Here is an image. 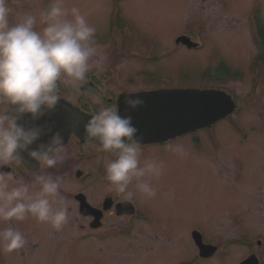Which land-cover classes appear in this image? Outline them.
<instances>
[{"label":"rangeland","instance_id":"1","mask_svg":"<svg viewBox=\"0 0 264 264\" xmlns=\"http://www.w3.org/2000/svg\"><path fill=\"white\" fill-rule=\"evenodd\" d=\"M50 2L10 0L14 9L32 13ZM65 6L79 7L96 27L100 59L90 61L89 73L106 78L93 88L89 73L78 90L62 85L57 103L62 108L86 111L84 98L98 97L100 111L115 107L124 91L172 87L226 91L237 110L214 127L169 142L183 146V158L167 149L169 143L141 147L142 163L156 158L165 165L151 180L155 197L136 192L142 219L117 218L111 211L104 226L89 227L88 215H82L79 191L94 205L111 192L125 199L105 179V165L114 158L97 151V140L74 137L54 168L30 173L13 163L0 166L29 184L36 175L60 177L61 194L71 206L69 223L60 231L32 218L13 222L27 243L12 253L0 250V264H241L252 254L264 264V55L254 38L255 18L264 33V0H65ZM6 107L0 104V110ZM79 171L84 173L78 177ZM8 226L0 221V230ZM193 230L218 247L212 256L199 257Z\"/></svg>","mask_w":264,"mask_h":264},{"label":"clouds","instance_id":"2","mask_svg":"<svg viewBox=\"0 0 264 264\" xmlns=\"http://www.w3.org/2000/svg\"><path fill=\"white\" fill-rule=\"evenodd\" d=\"M96 33L81 9L66 7L65 0H51L36 13L18 11L10 0H0V104L7 106L0 110V166L21 163L18 150L27 149L40 135L39 128L26 130L18 125L19 117L10 115L9 107L38 118L44 109L55 108L62 85L78 90L92 68L90 61L95 58L99 63ZM126 103L136 109L143 100L134 97ZM84 132L87 139L99 141L97 151L115 157L105 165V179L112 190L127 200L134 199L136 192L145 199L155 197L157 189L151 180L163 174L165 165L156 158L141 162V139L130 115L104 107L91 116ZM64 147L62 137L55 134L29 156L40 167L54 168L64 159ZM166 147L180 158L186 155L182 145ZM61 187V178L50 174L36 175L29 184L12 172L0 171V221L9 224L0 230V250L12 253L27 243L24 234L11 226L13 222L32 218L56 231L69 223L71 206Z\"/></svg>","mask_w":264,"mask_h":264},{"label":"water","instance_id":"3","mask_svg":"<svg viewBox=\"0 0 264 264\" xmlns=\"http://www.w3.org/2000/svg\"><path fill=\"white\" fill-rule=\"evenodd\" d=\"M189 47L195 46L186 37H180ZM177 39V43H179ZM139 97L143 104L136 109L128 107L126 101L129 98ZM62 108L57 104L53 110L44 109V114L33 118L31 114H19L12 106L10 115L18 116L17 124L26 130L39 128V138L27 149L18 150L21 163H17L27 172H36L40 169L37 161L29 156V152L37 149L39 145H47L52 136L59 134L64 146H67L73 137L80 141L87 139L84 126L91 118L88 114L80 113L75 109L69 113L57 112L56 108ZM236 109V103L226 92L217 89H156L125 94L120 97L119 113L131 116L133 125L138 129L137 135L141 139V145L163 144L167 141L181 137L201 129L209 128L218 121L225 119ZM67 111V110H66ZM76 198L81 202L83 215L98 214L99 210L92 207L83 194ZM107 204V205H106ZM122 205L119 204L118 209ZM105 208L110 204L105 203ZM102 213V212H101ZM102 215H96V225ZM97 222V223H96ZM193 239L199 248L202 258L212 256L217 246L206 244L200 232H193ZM241 264H259L258 259L252 255Z\"/></svg>","mask_w":264,"mask_h":264},{"label":"flooded vegetation","instance_id":"4","mask_svg":"<svg viewBox=\"0 0 264 264\" xmlns=\"http://www.w3.org/2000/svg\"><path fill=\"white\" fill-rule=\"evenodd\" d=\"M96 71V70H95ZM92 72V71H91ZM98 72V71H97ZM100 73H102V72H100ZM94 86V84L91 82V83H89V87L91 88V87H93ZM124 92H128V91H124ZM111 101H112V103H113V99H110ZM115 106H116V104H115ZM72 139H74V137L72 138ZM71 139V140H72ZM96 140V139H95ZM98 141V140H97ZM13 164L17 167V168H19L22 172H27V171H25L21 166H19L18 164H16L15 162H13ZM43 168V166H41L40 167V170ZM30 173H33V172H30ZM79 192H81V191H79ZM78 192V193H79ZM119 197H117L116 196V194L114 195V193H108L107 195H105V197L102 199L103 201H99V203H97L96 205H94L92 202H90L97 210H99L100 211V213H98V214H95V215H93V214H91L90 216L88 215V217H86V218H88L89 219V227H92L94 224L92 223V220L93 219H95L96 220V215L99 217V215L101 214L102 215V217L100 218V221L96 224V225H98L97 227H101L100 225L102 224L103 226H104V223H103V220L105 219V217H106V215H107V213H109V212H114V215L118 218V217H121V216H130L131 218H132V214L129 212L130 210H131V208H128L127 209V206H122V207H120L119 209H118V205L119 204H122V203H124V201L125 200H119L118 199ZM108 203V204H110V207L111 208H109V210H107L106 208H105V203ZM107 205V204H106ZM139 207V206H138ZM140 209V208H139ZM102 212V213H101ZM139 214H140V218H141V210H139ZM83 215V214H82ZM91 218V219H90ZM142 219V218H141ZM95 222V221H94ZM93 230V229H92ZM182 264H189V262H185V263H182Z\"/></svg>","mask_w":264,"mask_h":264},{"label":"trees","instance_id":"5","mask_svg":"<svg viewBox=\"0 0 264 264\" xmlns=\"http://www.w3.org/2000/svg\"><path fill=\"white\" fill-rule=\"evenodd\" d=\"M263 36H264V34H263ZM224 74H228V72H226V73H224ZM222 76V75H221Z\"/></svg>","mask_w":264,"mask_h":264}]
</instances>
